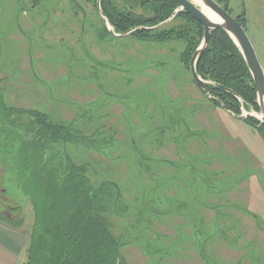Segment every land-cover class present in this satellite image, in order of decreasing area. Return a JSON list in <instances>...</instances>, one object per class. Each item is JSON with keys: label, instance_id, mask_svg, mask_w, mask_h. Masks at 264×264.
<instances>
[{"label": "rangeland", "instance_id": "rangeland-1", "mask_svg": "<svg viewBox=\"0 0 264 264\" xmlns=\"http://www.w3.org/2000/svg\"><path fill=\"white\" fill-rule=\"evenodd\" d=\"M228 3L264 72V0ZM105 26L85 0H0L1 104L67 126L69 160L95 188L118 185L102 217L123 264H264V140L203 95L162 28L114 38ZM4 140L0 214L29 235Z\"/></svg>", "mask_w": 264, "mask_h": 264}, {"label": "trees", "instance_id": "trees-1", "mask_svg": "<svg viewBox=\"0 0 264 264\" xmlns=\"http://www.w3.org/2000/svg\"><path fill=\"white\" fill-rule=\"evenodd\" d=\"M41 1L32 0L33 7ZM87 1L97 8V0ZM224 2L226 9L228 0ZM100 9L116 34L133 31L129 35L133 36L151 32L139 28L167 21L178 5L175 0H101ZM236 20L244 27V12ZM160 28L157 42H181L180 62L190 72L189 62L202 40L203 28L184 12ZM195 68L203 81L211 83L205 85V92L215 106L223 104L239 116L240 98L245 111H259L251 75L226 32H212ZM245 123L264 140V125L250 118ZM0 136L9 148L14 144L15 182L34 214L23 264H123L118 242L102 217L108 209L115 213L122 201L118 185L102 182L95 188L87 166L69 160L65 144L72 138L68 127L37 110L7 108L0 100Z\"/></svg>", "mask_w": 264, "mask_h": 264}, {"label": "water", "instance_id": "water-1", "mask_svg": "<svg viewBox=\"0 0 264 264\" xmlns=\"http://www.w3.org/2000/svg\"><path fill=\"white\" fill-rule=\"evenodd\" d=\"M100 1L97 0V9L102 16L107 30L114 38H124L130 35L133 31L125 34H116L114 31V28L111 26V24L108 22L106 17L103 15L101 9H100ZM199 1L200 7L193 4L190 0H175V2L178 5V9L174 11L172 16L165 21L164 23L152 27V28H139L143 31H153L156 30L167 23L171 22L176 14L178 12H184L190 17H192L202 28H203V37L199 44V47L196 49V51L193 53L190 62H189V70L192 79L196 83V85L205 92V85L211 84L209 82L203 81L196 72V62L199 58L200 54L203 52V50L209 45L211 40V34L215 30H223L228 34L230 39L233 41L235 46L237 47L238 51L240 52L246 67L251 75L255 91H256V98H257V105L259 108V111H251L254 112V116L246 113L247 111L243 108V101L238 98L241 106V115L235 116L227 107H225L223 104H221V109L224 110L226 113H228L231 117L241 120L243 122H246L248 118L254 119L257 122H259V125H264V72L261 68V65L258 61V58L255 54V51L245 33L244 28L241 26V24L233 18L228 12H226L223 8H221L217 3H215L213 0H197ZM202 8H206L215 16V20H211L202 10ZM218 88L234 95L230 90L222 87L217 86ZM206 95V92H205ZM207 96V95H206ZM210 98V97H209ZM250 112V111H249Z\"/></svg>", "mask_w": 264, "mask_h": 264}, {"label": "crops", "instance_id": "crops-1", "mask_svg": "<svg viewBox=\"0 0 264 264\" xmlns=\"http://www.w3.org/2000/svg\"><path fill=\"white\" fill-rule=\"evenodd\" d=\"M20 196L23 199L21 194ZM23 200L25 201V199ZM244 214L250 215L247 212ZM16 224L14 218H7L0 214V264H23L25 261L30 243V233L27 235L25 231L22 232ZM238 239L239 237L236 241ZM235 264H240V261Z\"/></svg>", "mask_w": 264, "mask_h": 264}, {"label": "flooded vegetation", "instance_id": "flooded-vegetation-1", "mask_svg": "<svg viewBox=\"0 0 264 264\" xmlns=\"http://www.w3.org/2000/svg\"><path fill=\"white\" fill-rule=\"evenodd\" d=\"M85 1L88 2L87 0H85ZM213 1L215 3H217L221 8H223L226 12L230 13L229 3L227 5V8L225 9V4L226 3L224 2V0H213ZM88 3H90V2H88ZM73 5L75 6V8L79 9V11H81L82 13H84L83 10H81V7H80L79 3L74 2Z\"/></svg>", "mask_w": 264, "mask_h": 264}, {"label": "bare ground", "instance_id": "bare-ground-1", "mask_svg": "<svg viewBox=\"0 0 264 264\" xmlns=\"http://www.w3.org/2000/svg\"><path fill=\"white\" fill-rule=\"evenodd\" d=\"M194 3H199V1L197 0H193ZM203 12L211 19V20H215V16L209 12V10H207L206 8H202Z\"/></svg>", "mask_w": 264, "mask_h": 264}]
</instances>
